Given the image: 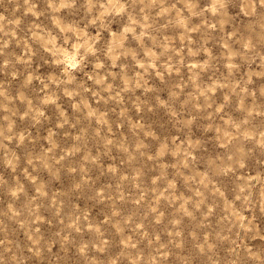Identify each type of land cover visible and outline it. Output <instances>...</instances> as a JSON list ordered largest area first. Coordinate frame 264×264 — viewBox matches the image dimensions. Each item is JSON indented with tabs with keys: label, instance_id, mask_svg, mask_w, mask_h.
Wrapping results in <instances>:
<instances>
[{
	"label": "rangeland",
	"instance_id": "rangeland-1",
	"mask_svg": "<svg viewBox=\"0 0 264 264\" xmlns=\"http://www.w3.org/2000/svg\"><path fill=\"white\" fill-rule=\"evenodd\" d=\"M0 264H264V0H0Z\"/></svg>",
	"mask_w": 264,
	"mask_h": 264
},
{
	"label": "clouds",
	"instance_id": "clouds-1",
	"mask_svg": "<svg viewBox=\"0 0 264 264\" xmlns=\"http://www.w3.org/2000/svg\"><path fill=\"white\" fill-rule=\"evenodd\" d=\"M74 66V65H73Z\"/></svg>",
	"mask_w": 264,
	"mask_h": 264
}]
</instances>
